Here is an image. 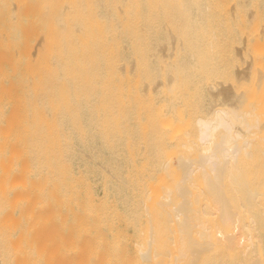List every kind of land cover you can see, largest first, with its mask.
I'll return each mask as SVG.
<instances>
[{
    "label": "bare ground",
    "instance_id": "6f19581e",
    "mask_svg": "<svg viewBox=\"0 0 264 264\" xmlns=\"http://www.w3.org/2000/svg\"><path fill=\"white\" fill-rule=\"evenodd\" d=\"M250 1L46 0L27 47L1 19L0 264H264Z\"/></svg>",
    "mask_w": 264,
    "mask_h": 264
},
{
    "label": "rangeland",
    "instance_id": "374dc122",
    "mask_svg": "<svg viewBox=\"0 0 264 264\" xmlns=\"http://www.w3.org/2000/svg\"><path fill=\"white\" fill-rule=\"evenodd\" d=\"M258 1L261 3V7H262L263 0H257V1L254 0V2H252L253 5H256L255 2H257V4H258ZM249 2L251 3L250 0H249ZM45 3H46V0H0V24L3 23V22H1V19L3 21V18L8 19L10 16L20 15L19 22H18L19 24L14 22L12 25H10L9 23L6 22L7 24L5 25V23H4V26L7 28L9 33L12 34L11 41L6 40L5 36L2 38L4 40V44L10 45L11 47H12V45L20 46V47L30 46L31 43L33 42V39L36 37H39L42 33L43 14H44V9H45ZM259 4L257 6H259ZM258 8H260V6ZM254 10H255V8H254ZM258 10L261 12L262 9L260 8ZM10 22L12 23L13 21L10 20ZM31 23H33L34 25L31 26ZM257 23L259 24V21H257L256 24ZM259 25H261V23ZM259 25H257V26H259ZM238 62H239L238 64L242 65L241 59H239ZM18 63L23 64V65L30 63L28 56L26 55V48H25L24 57L21 60H19ZM253 76H255V75H253ZM252 77H251V79H252ZM251 79L246 81V83H244V85L247 87H250L251 82H252ZM215 80H218V78ZM212 81H209V85ZM219 81H220V79H219ZM249 81H250V83H249ZM228 82H230V81L228 80ZM206 86H208V85L203 83L201 87H206ZM262 86H263L262 90H264V85H262ZM205 89L206 88H204V90ZM204 92L207 93V90H205ZM263 92L264 91H261L260 98L264 97ZM197 96L198 95L194 96V97H196L195 100H197ZM205 96L206 97L203 99L201 96H200V98L198 96L197 102L194 101V106L197 103V108H195L193 110H194V112H195V110L197 112L194 113L193 117H195V114L202 112V111L199 112V110L207 111L206 110L207 107H208L207 108L208 110L210 109L209 107L211 106L210 105L211 102L209 103V106L206 103L209 102V98H211V96L209 97L208 93H207V95L205 94ZM193 100H194V98H193ZM203 100H205V101H203ZM260 100L262 101V99H260ZM191 101H192V99H191ZM262 102L264 103V99ZM191 116L189 115V117H191ZM190 121H193V119H191ZM190 124H191V122L189 123V121H188V125L186 123L184 129L186 127H188L190 129V131L192 132L191 127L193 125L191 124V126H190ZM189 129H188V133L190 134L191 132H189ZM189 134H188V137H189ZM191 135H193V134H191Z\"/></svg>",
    "mask_w": 264,
    "mask_h": 264
}]
</instances>
